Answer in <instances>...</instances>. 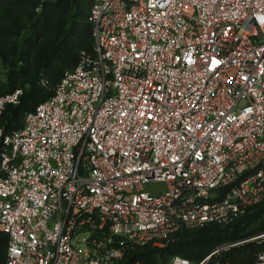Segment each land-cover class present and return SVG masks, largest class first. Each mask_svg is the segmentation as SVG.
Here are the masks:
<instances>
[{
  "label": "built area",
  "instance_id": "built-area-1",
  "mask_svg": "<svg viewBox=\"0 0 264 264\" xmlns=\"http://www.w3.org/2000/svg\"><path fill=\"white\" fill-rule=\"evenodd\" d=\"M89 20L94 51L0 127L7 264H116L264 200V0H94Z\"/></svg>",
  "mask_w": 264,
  "mask_h": 264
},
{
  "label": "trees",
  "instance_id": "trees-1",
  "mask_svg": "<svg viewBox=\"0 0 264 264\" xmlns=\"http://www.w3.org/2000/svg\"><path fill=\"white\" fill-rule=\"evenodd\" d=\"M93 1L0 0V57L6 67L4 75L0 71V95L23 91L20 102L7 104L0 116L6 132L22 127L26 114L54 94L83 50L94 51ZM263 215L264 200L230 223L182 228L163 246L128 247L116 264H171L176 255L193 264L208 256L207 264H251L264 251V241L249 239L264 231ZM8 243V234L0 229V264H7Z\"/></svg>",
  "mask_w": 264,
  "mask_h": 264
},
{
  "label": "rangeland",
  "instance_id": "rangeland-1",
  "mask_svg": "<svg viewBox=\"0 0 264 264\" xmlns=\"http://www.w3.org/2000/svg\"><path fill=\"white\" fill-rule=\"evenodd\" d=\"M0 71L2 72V75H4V73L6 72V67H5L1 57H0ZM162 186H163V183H158V184L154 185V188H161ZM262 207H263V205H262Z\"/></svg>",
  "mask_w": 264,
  "mask_h": 264
},
{
  "label": "water",
  "instance_id": "water-1",
  "mask_svg": "<svg viewBox=\"0 0 264 264\" xmlns=\"http://www.w3.org/2000/svg\"><path fill=\"white\" fill-rule=\"evenodd\" d=\"M209 258H207L206 260L202 261V264H207V261H208Z\"/></svg>",
  "mask_w": 264,
  "mask_h": 264
}]
</instances>
